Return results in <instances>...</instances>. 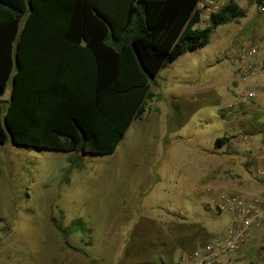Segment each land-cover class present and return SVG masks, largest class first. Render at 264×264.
Returning <instances> with one entry per match:
<instances>
[{"label":"rangeland","instance_id":"1","mask_svg":"<svg viewBox=\"0 0 264 264\" xmlns=\"http://www.w3.org/2000/svg\"><path fill=\"white\" fill-rule=\"evenodd\" d=\"M234 2L244 11L243 16L214 27L209 43L187 53L174 70L180 78H202L203 89H209L202 111L192 115L187 125H201L191 141L210 151L211 137L223 131V105L246 88L256 89L237 75L241 66L237 50L256 28L255 3ZM209 24L208 18L197 28ZM165 89L159 91L160 100L152 111H173L172 100L163 95L171 87ZM153 130L152 125V130L149 127L144 133L133 125L108 156L21 147L10 139L0 145V264H146L145 260L158 262L159 246L138 244L134 227L138 222L158 225L175 219L172 214H180L184 220L178 222L183 225L204 221L220 230L229 227V213L215 209L219 217L214 219L204 206L210 203V195L217 198L220 188H208L206 195L197 197L198 163L183 157V147L175 150L178 156L171 152L172 164L164 165L166 169L175 167V171L165 172L160 165L163 176L158 177L152 163L153 154L159 153L153 145ZM238 163L234 170L246 180L248 176ZM124 204L130 205L132 212H122ZM218 264L246 262L241 254H235L222 257Z\"/></svg>","mask_w":264,"mask_h":264},{"label":"trees","instance_id":"2","mask_svg":"<svg viewBox=\"0 0 264 264\" xmlns=\"http://www.w3.org/2000/svg\"><path fill=\"white\" fill-rule=\"evenodd\" d=\"M196 2L0 0V145L112 155L160 70L243 16L232 1L198 29Z\"/></svg>","mask_w":264,"mask_h":264},{"label":"crops","instance_id":"3","mask_svg":"<svg viewBox=\"0 0 264 264\" xmlns=\"http://www.w3.org/2000/svg\"><path fill=\"white\" fill-rule=\"evenodd\" d=\"M187 53L181 54L174 62L165 65L160 70L150 84L149 92L152 94V98L146 100L145 113L140 119L131 121L124 135L130 131L133 125H136L138 131L144 133L149 131V127L152 130L153 125L155 132L153 145L159 149V153L153 154L152 163L159 178L163 176L160 172V165H163L162 170L165 172L175 171V167L166 169L164 165L165 163L172 164L171 157L178 156L175 150L183 147V157L188 161L195 159L198 163V184L194 188L197 197L206 195L208 188L223 190L224 187L229 192L240 190L246 195L264 193V180L258 175L260 170H264V141L261 140L264 132V103L260 100L256 104L241 106L235 115H228L224 108L236 101V98L233 99L229 104L223 105L220 111V117L224 119L223 131L211 137L212 151L200 143L192 142L193 136L199 132L201 125L189 128L187 124H189L192 115L202 111L203 101H205L203 99H206L210 92L209 89H203L202 78L187 79L174 75L176 63ZM173 84H179V86L172 88ZM181 85L186 87L182 88ZM165 86L171 87V90L166 94H162L172 100L173 111L167 114H162L157 109L152 111L151 107L160 100L159 91L162 88L165 89ZM186 88L189 89V92L186 91ZM152 90L156 93H153ZM166 91L167 89H165ZM222 137H226L228 142L215 147L216 140ZM223 147H226L225 150H221ZM171 152L174 154L173 156ZM154 153L156 152L154 151ZM239 161L244 169V174L248 176L246 180L245 178L241 180V176L237 175L238 172L234 170ZM210 197L213 199V195ZM129 206L124 204L122 212H132ZM204 206L212 218L218 219L219 213L215 211L214 207L211 208L208 202ZM172 216L176 220L169 218L158 225L148 222L140 224L138 222L134 225L138 229L136 237L138 244L159 246V256L155 258L158 262L145 260L144 263L180 264L184 254L198 250L202 242L205 243L215 236L225 234L230 227L220 230L215 224L204 221L183 225L178 221H183L184 217L180 214H172ZM243 256L245 254H241L242 258Z\"/></svg>","mask_w":264,"mask_h":264},{"label":"built area","instance_id":"4","mask_svg":"<svg viewBox=\"0 0 264 264\" xmlns=\"http://www.w3.org/2000/svg\"><path fill=\"white\" fill-rule=\"evenodd\" d=\"M232 1L197 0L194 10L200 14L201 20L206 21L210 14L220 12ZM254 3L256 28L253 37L244 40L237 50L241 63L237 75L244 82L253 83L256 89L240 91L236 101L224 108L228 115H235L241 106L256 104L260 100L264 103V0H254ZM258 175L264 180V170ZM209 205L229 213L231 225L225 234L213 237L202 249L184 254L180 264H218L222 257L245 254L252 247H256L255 253L245 261L246 264H264V193L246 195L240 190H221L217 198L210 199Z\"/></svg>","mask_w":264,"mask_h":264},{"label":"water","instance_id":"5","mask_svg":"<svg viewBox=\"0 0 264 264\" xmlns=\"http://www.w3.org/2000/svg\"><path fill=\"white\" fill-rule=\"evenodd\" d=\"M10 98V90L6 89L5 93L0 96V100L2 101H7ZM256 250V247H252L251 249H249L246 253L245 256H243L245 261H249L251 259V257L254 255Z\"/></svg>","mask_w":264,"mask_h":264}]
</instances>
